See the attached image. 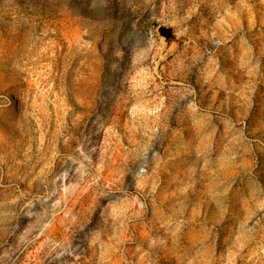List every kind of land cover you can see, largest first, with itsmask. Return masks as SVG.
Listing matches in <instances>:
<instances>
[{"label": "rangeland", "instance_id": "obj_1", "mask_svg": "<svg viewBox=\"0 0 264 264\" xmlns=\"http://www.w3.org/2000/svg\"><path fill=\"white\" fill-rule=\"evenodd\" d=\"M0 264H264V0H0Z\"/></svg>", "mask_w": 264, "mask_h": 264}, {"label": "bare ground", "instance_id": "obj_2", "mask_svg": "<svg viewBox=\"0 0 264 264\" xmlns=\"http://www.w3.org/2000/svg\"><path fill=\"white\" fill-rule=\"evenodd\" d=\"M225 6V5H224Z\"/></svg>", "mask_w": 264, "mask_h": 264}]
</instances>
